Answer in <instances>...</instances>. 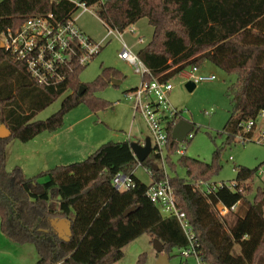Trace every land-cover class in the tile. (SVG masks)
<instances>
[{"label":"trees","instance_id":"1","mask_svg":"<svg viewBox=\"0 0 264 264\" xmlns=\"http://www.w3.org/2000/svg\"><path fill=\"white\" fill-rule=\"evenodd\" d=\"M72 10L54 0H0V43L3 32L16 30L28 17L52 12L63 19ZM96 12L102 24L119 32L147 20L152 37L136 55L160 83L187 68L198 69L204 60L235 75V83L226 90L231 109L222 133L227 143L234 141L241 124L255 121L264 111V0H108ZM84 67L55 88L40 87L0 46V121L11 133L0 139V233L13 244L32 245L38 257L35 264H114L122 258L123 248L143 234L151 243L157 239L169 260L171 250L186 248L187 241L177 220L163 217L145 195L149 186L163 179V171L153 168L151 154L138 164L130 142L104 143L81 162L41 172L46 181L39 184L24 177L18 167L5 169V146L11 139L26 143L41 133L56 132L63 116L80 104L94 113L111 106L95 92L122 74L103 68L92 81L80 83L78 74ZM64 94L56 113L32 121ZM180 119L179 111L166 124L165 162L172 173L168 181L175 204L193 229L202 263L264 264V193L257 190L248 200L243 191L260 166L237 167L232 187L201 195L192 183L209 182L218 173L219 150L209 163L180 156L177 165L187 179L180 178L171 162L178 146L171 130ZM138 166L150 170L149 184L134 175ZM118 173L132 174L133 188L116 191L112 179ZM55 196L57 207L51 208ZM216 205L234 210L219 217ZM130 208L134 211L124 218ZM238 211L241 215L229 222L227 216ZM53 220L71 223L69 241L58 237ZM144 261L141 255L136 264Z\"/></svg>","mask_w":264,"mask_h":264},{"label":"rangeland","instance_id":"2","mask_svg":"<svg viewBox=\"0 0 264 264\" xmlns=\"http://www.w3.org/2000/svg\"><path fill=\"white\" fill-rule=\"evenodd\" d=\"M74 16L77 17V27L84 35L96 43L103 41L99 53L79 72V82L92 81L103 68H114L122 76L115 79V84L110 83L102 90L95 92L97 98L108 102L111 106L94 113L85 104H80L63 116L60 131L57 130L56 132H61L71 126L64 131L67 132L68 136L60 141L61 146L64 144L63 141L69 145L66 147L65 154L67 151L69 152H67V155L64 154L63 159L49 161L44 166H39L38 169L34 167L26 168L25 161L28 157L31 158V152L20 149L25 143L17 139H11L6 144L5 169L11 171L18 167L24 177L35 178L38 184L46 181L45 177L40 176L42 171L81 162L104 143H137V141L145 140L150 136L142 117L133 110V100L128 98L132 91L125 93L129 89L137 87L140 77L134 74L129 65L118 59V53L121 50L120 40L133 53L143 48L151 40L152 27L148 25L145 18H142L121 32L115 30L114 33H117L119 38L114 35L106 37L107 29L96 16L89 13L80 14V12H76ZM198 69L196 74L214 76V80L199 83L195 85L192 91H188L185 88L187 82L185 73L190 72V68L185 69L169 80V84L173 88L168 95L170 105L174 110L180 111L181 119L194 126V130L191 132V140L183 143L185 148L183 155L209 163L213 152L219 150L218 163L220 170L209 182L224 183L231 186L236 178L235 168L245 167L253 170L260 166V170L264 169V140L258 142L251 140L241 143L234 139L229 143L226 142V135L222 132L231 109L226 90L235 83V75L225 73L207 60H204ZM65 97L66 94L60 96L40 111L32 121H43L56 113ZM75 137L82 143L73 140ZM26 143L29 144V141ZM178 158V155H172L171 162L175 165L176 174L186 180L185 170L177 165ZM20 165L25 169H21ZM42 167L46 168L43 169ZM165 171L167 175L172 174L166 163ZM134 175L143 183H150L149 176L140 166L134 170ZM243 185L245 197L251 200L257 190L264 193V176L256 174L252 181ZM54 198V201L50 204L51 208L57 207L55 203L57 196ZM237 215H241L240 211L235 215L230 214L227 216V220L233 222ZM9 244L10 248H0V264H35L38 257L32 245ZM122 252V258L114 264H136L138 257L141 255L144 257V264H155L156 262L155 252L148 234H143L127 244ZM169 255V264H197L192 257L180 258L176 249H172Z\"/></svg>","mask_w":264,"mask_h":264},{"label":"built area","instance_id":"3","mask_svg":"<svg viewBox=\"0 0 264 264\" xmlns=\"http://www.w3.org/2000/svg\"><path fill=\"white\" fill-rule=\"evenodd\" d=\"M54 1L69 4L73 8L72 12L63 19L52 12L34 15L25 19L16 30L8 29L1 35L0 44L5 51L15 62L23 65L26 73L40 87L55 88L66 82L77 68L86 66L99 53L103 43V41L96 43L84 35L76 25L77 17L74 14L76 12L89 13L97 17V9L108 0ZM104 26L107 29L106 37L114 35L119 38V35L114 33V29L107 25ZM120 42L121 50L118 53V59L129 65L134 74L140 77L138 86L128 98L133 100L134 112L140 114L149 131L150 154L155 158V166L163 171V179L149 186L145 195L163 217H173L177 220L187 241V247L178 251L181 257L184 259L192 257L197 264H203L197 251L198 245L193 229L185 214L175 204L174 191L165 171L168 145L166 124L179 112L172 108L168 100V95L173 88L169 82L160 83L153 78L137 55L130 51L122 40ZM197 71L196 67H191L190 72L185 74L187 81L190 80L197 85L214 80V76L198 75ZM190 133L184 140L191 138ZM234 139L241 143L264 140V111L259 113L255 121L241 124L240 131ZM183 141L178 143L175 150V154L179 157L183 156L185 151ZM260 168L256 174L264 176V169L260 170ZM143 171L150 176L149 169H143ZM112 185L116 191H128L134 186L132 174H116L112 179ZM192 186L203 196L213 194L224 186L232 187L224 183L215 184L203 181L192 183ZM213 209L219 217H223L228 211H233L234 207L228 210L221 205H216Z\"/></svg>","mask_w":264,"mask_h":264},{"label":"water","instance_id":"4","mask_svg":"<svg viewBox=\"0 0 264 264\" xmlns=\"http://www.w3.org/2000/svg\"><path fill=\"white\" fill-rule=\"evenodd\" d=\"M0 46L3 47L2 44H0ZM111 83L115 84L116 81L112 80ZM194 87H195L194 83L190 80H188L185 84V88L188 91H192ZM193 127H194L193 124L189 123L186 120L180 119L172 127L171 130L172 140L177 143H181L184 140V138L192 131ZM10 135H11L10 131L0 121V139H7L10 137ZM129 147L138 164H141L149 156L151 152L150 138L149 137L146 138L143 145L138 143H130ZM153 168L157 170V166L154 165ZM133 211L134 208H130L126 210L122 214V216L126 218ZM51 225L61 240L65 242L69 241L71 235L70 232L71 223L68 220H53L51 222ZM152 247L156 254L155 264H169L167 254L163 252L162 244L157 239H153Z\"/></svg>","mask_w":264,"mask_h":264},{"label":"crops","instance_id":"5","mask_svg":"<svg viewBox=\"0 0 264 264\" xmlns=\"http://www.w3.org/2000/svg\"><path fill=\"white\" fill-rule=\"evenodd\" d=\"M139 81H140V79H139ZM135 88L136 87L131 88V89L125 91V93L128 91L134 90ZM70 127L71 126L65 128V130H62L63 132L61 131V132H54V133H41V134L37 135L36 137H34L31 141H29V144L25 143L24 145H22V147H20V149H22L24 151L31 152L30 153L31 158L28 157L25 161L26 162V165H25L26 168L34 167V168L38 169V168H40L39 166H44L49 161H55L56 159H58V160L63 159V157L68 154L67 152H69V151H67L65 154V151L67 149L66 147L69 145H68V143H65V141H63L64 144H63V146H61L60 141L62 140V138H66V136H68L67 132H64V131L68 130ZM71 140H72V138H71ZM73 140H75L76 142H79L80 144L82 143L81 141H78V139H76V137ZM144 141L145 140H140V141H137V143L142 144V143H144ZM61 166H64V165H61ZM20 168L25 169L22 165H20ZM42 168L44 169L46 167H42ZM44 171H46V170H44ZM44 171H42V172H44ZM9 243H11V242L8 241L0 233V248L1 249L7 248V247L10 248L11 246ZM155 258H156V254H155Z\"/></svg>","mask_w":264,"mask_h":264}]
</instances>
